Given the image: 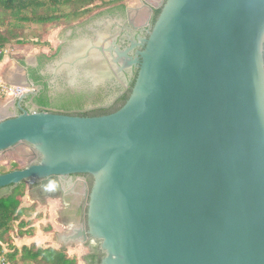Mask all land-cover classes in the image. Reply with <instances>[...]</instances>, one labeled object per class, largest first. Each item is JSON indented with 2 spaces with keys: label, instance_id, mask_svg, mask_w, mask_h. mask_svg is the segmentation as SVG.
I'll use <instances>...</instances> for the list:
<instances>
[{
  "label": "water",
  "instance_id": "water-1",
  "mask_svg": "<svg viewBox=\"0 0 264 264\" xmlns=\"http://www.w3.org/2000/svg\"><path fill=\"white\" fill-rule=\"evenodd\" d=\"M159 5L135 57L99 35L74 41L50 68L74 76L82 66L96 84L135 65L111 113L25 109L37 88L17 61L25 91L0 113V158L23 165L0 173V188L26 182L30 200L59 211L29 186L55 195L89 174L83 220L58 248L98 241L99 264H264V0Z\"/></svg>",
  "mask_w": 264,
  "mask_h": 264
},
{
  "label": "flooded vegetation",
  "instance_id": "flooded-vegetation-1",
  "mask_svg": "<svg viewBox=\"0 0 264 264\" xmlns=\"http://www.w3.org/2000/svg\"><path fill=\"white\" fill-rule=\"evenodd\" d=\"M159 1L153 0L155 6L150 9L146 7L143 0H127L125 3L110 4L72 24L66 42L58 46L52 55L38 54L34 61L28 64V75L29 70L32 68L35 70L34 75H39V77L34 80L29 76L33 80L37 92L23 100V107L27 110L38 109V106L33 104L32 100L40 92H44L50 101L51 106L46 109L54 112L74 115L95 114L101 113L98 111L100 109L114 110L119 107L131 92L137 74L135 65L128 66L120 73L109 75L96 84L85 73L82 66L77 68L75 76L77 81L75 83L71 81L73 75L53 73L50 66L60 56L62 50L70 47L73 40L82 38L94 40L99 35H102L103 39L111 36L121 49L132 48L128 53L130 56L135 57L136 51L143 48L139 44L140 38L148 36V32L159 14L161 8ZM111 53L115 56L113 52ZM116 65H121V63L118 62ZM92 110L96 111L92 112ZM72 182L76 184L75 189L71 185L66 189V192H57V194L49 196L41 195V190L38 189L39 182L29 186L42 202L49 198L59 200L62 207L57 212V219L58 224L63 227V230L56 234V240L59 243V236L67 231L68 226L75 223L79 224L83 220L82 183L86 182L90 185L92 177L89 174H75L72 176ZM7 188L10 189V186L2 187L0 191ZM84 247L87 249L86 256L96 254L98 259L100 258L98 241L92 243L88 240ZM84 264H89L85 258ZM94 264H99V262Z\"/></svg>",
  "mask_w": 264,
  "mask_h": 264
},
{
  "label": "trees",
  "instance_id": "trees-1",
  "mask_svg": "<svg viewBox=\"0 0 264 264\" xmlns=\"http://www.w3.org/2000/svg\"><path fill=\"white\" fill-rule=\"evenodd\" d=\"M126 1L0 0V48L5 49L7 45L12 43L27 44L28 41L24 39V33L31 24L39 27L48 25L60 26L63 23L80 20L95 9L114 3H125ZM2 58L3 56L0 55V61ZM34 71L31 68L29 70V76L35 80L39 75H34ZM32 102L39 109H46L48 106H51L44 92H40L38 96L34 97ZM119 107L114 110L100 109L98 111L106 114L117 110ZM101 113L75 115L98 116ZM25 185L26 182H21L17 185L10 186L9 191L0 196V259L3 260L4 264H20L24 261H29L31 264H78V258L75 255L69 254L67 249L52 246L43 247L35 244L23 245L18 248L13 243V237L15 235L23 236L34 233V227L30 220L25 218L26 209L21 205ZM85 259L88 260L89 264L99 262L96 254H90Z\"/></svg>",
  "mask_w": 264,
  "mask_h": 264
},
{
  "label": "rangeland",
  "instance_id": "rangeland-1",
  "mask_svg": "<svg viewBox=\"0 0 264 264\" xmlns=\"http://www.w3.org/2000/svg\"><path fill=\"white\" fill-rule=\"evenodd\" d=\"M97 10L100 9L99 8L95 9L91 13L96 12ZM77 22L78 20L74 22L63 23L60 26L48 25L45 27L44 26L39 27L35 24L29 25L24 33V39L28 41L27 44L21 45V44L12 43L10 45H7L5 47L6 54L3 55V58L0 62L3 63V60H8V62L14 60V61H27L28 63H32L34 61V58L38 54L52 55L58 46L66 42V39L68 38L69 33L71 31L70 27L72 26V24H75ZM77 40L79 39H75L73 40V42ZM66 51H67L66 49L62 50L60 56H58L54 60L52 66L50 67H54L55 61L60 59L61 56ZM3 67H4L3 64L0 63V106L8 107L9 104H12V100L15 96L13 94L14 91L16 92V90L19 88H17V86L14 84H10L7 83V81H5L6 78L8 79V74L3 73ZM75 76L76 74L72 78L73 80L71 79L73 83L77 81V78H75ZM8 89L13 90L12 91L13 93H11V91H9L10 93H8L7 92ZM8 158L7 160L5 159V157L1 156L0 173L6 172L13 168L15 169L16 167L19 168L23 165V161H21L20 159L10 158V157ZM24 191L25 192L22 197L21 205L26 209L25 218L30 220L32 226L34 227V231L37 229L38 232L51 233L47 243L53 244L54 246H56V248H58L56 234L58 232H61L63 230V227L60 224H58L57 216L53 212L55 210L49 209L50 208L49 204L46 206H40L35 202H33L32 200H30L26 185ZM79 263L84 264L82 260V255H79ZM20 264H31V263L29 261H24Z\"/></svg>",
  "mask_w": 264,
  "mask_h": 264
},
{
  "label": "crops",
  "instance_id": "crops-1",
  "mask_svg": "<svg viewBox=\"0 0 264 264\" xmlns=\"http://www.w3.org/2000/svg\"><path fill=\"white\" fill-rule=\"evenodd\" d=\"M21 62L22 61H18V63L23 65V63L25 64V62H27V61H23V63H21ZM0 63L3 64V66H4L3 72L6 68H9L11 65H13V67H14L13 71L16 69L18 72H19V70L21 71V68L17 64V61L11 60L8 62V60H3V63L2 62H0ZM5 81H7V83L14 84L16 86H20L19 83H21L17 78H15L9 74H8V79L6 78ZM12 110H13L12 104H9L8 107L7 106H0V113H10ZM49 205H50L49 209H53L55 211H58L55 202H52ZM50 235H51V233L38 232L36 229L32 235H23V236L16 235V236H14L13 237V243L18 248H20L23 245H30V244H35L37 246H43V247L52 246V247L56 248V246H54L53 244L47 243ZM86 250L87 249H82L79 251H72V250L67 249V252L71 255H76V257L78 258V264H80L79 263V255H82V260L84 262V258L87 255Z\"/></svg>",
  "mask_w": 264,
  "mask_h": 264
},
{
  "label": "bare ground",
  "instance_id": "bare-ground-1",
  "mask_svg": "<svg viewBox=\"0 0 264 264\" xmlns=\"http://www.w3.org/2000/svg\"><path fill=\"white\" fill-rule=\"evenodd\" d=\"M13 68H14L13 65H11L9 68H6L3 73L12 75L13 77L17 78L20 82H23L21 71L19 70L18 72L17 69L13 71Z\"/></svg>",
  "mask_w": 264,
  "mask_h": 264
},
{
  "label": "built area",
  "instance_id": "built-area-1",
  "mask_svg": "<svg viewBox=\"0 0 264 264\" xmlns=\"http://www.w3.org/2000/svg\"><path fill=\"white\" fill-rule=\"evenodd\" d=\"M4 54H6V50L0 48V55L3 56ZM17 88H19V89H17L16 92L14 91V93L12 92L13 90H11V89H8L7 92L10 93L9 91H11V93H13L16 96V95H18V94H20V93L25 91L24 87L17 86ZM0 264H4L2 259H0Z\"/></svg>",
  "mask_w": 264,
  "mask_h": 264
}]
</instances>
